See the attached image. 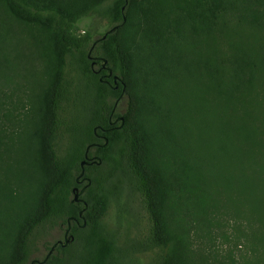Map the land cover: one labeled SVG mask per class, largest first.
I'll use <instances>...</instances> for the list:
<instances>
[{
	"label": "trees",
	"instance_id": "obj_1",
	"mask_svg": "<svg viewBox=\"0 0 264 264\" xmlns=\"http://www.w3.org/2000/svg\"><path fill=\"white\" fill-rule=\"evenodd\" d=\"M89 16L107 28L80 32ZM103 59L125 84L121 126ZM263 104L264 0H0V264H32L69 217L73 238L43 264H194L190 234L228 239L223 208L253 189L238 161L260 145ZM95 128L108 141L84 166L82 218ZM170 206L192 212L171 228ZM220 242L227 264H263Z\"/></svg>",
	"mask_w": 264,
	"mask_h": 264
},
{
	"label": "rangeland",
	"instance_id": "obj_2",
	"mask_svg": "<svg viewBox=\"0 0 264 264\" xmlns=\"http://www.w3.org/2000/svg\"><path fill=\"white\" fill-rule=\"evenodd\" d=\"M106 28L107 24L105 21L93 16L83 18L78 22V30L80 32L90 29L95 33H99ZM95 36L97 37L98 34H96ZM126 103L127 97L125 94L118 101L115 112L121 115L126 108ZM259 110L260 114H262L264 110V104L263 106H260ZM260 117H262V119H260L261 121H259V123L262 124V122H264V117ZM230 126L231 125L229 124V127ZM257 143H260V145L255 146L250 150H248L247 147L248 152H240V154L244 158L252 156L251 158H249V161L246 159H242L238 154L236 155V158L242 159L238 161V170L242 171L243 173L246 172L249 175L246 178V183H243L242 186L251 187L253 189L251 190L249 188L244 191L239 185V187L237 188L238 190H240V193L237 194L240 199L239 203L236 205H230L227 203V206L223 208V215L220 213L222 216V218L219 217L220 227H218V229L216 230L219 232V230L221 231V229H224L226 232L223 233H225V235H228V239L221 236L219 237L218 235L210 239L208 237L199 236L197 237V241V239L195 240L194 237H192V235L190 234L193 245V253L191 257H193L194 264H227V248L225 245H222L223 248L218 245V242H220L221 240H225L226 243L230 244L236 257L242 261H249L251 259H254V257L257 256L255 255V253L257 252L264 253V248L259 249V246H257L256 243L259 241L257 237L260 238L262 242V237H264V234L261 235L262 233H264V222H260V216H258L261 215L264 220V181H262V178H264V174L261 168L264 163V132L263 137H259L258 139L253 140L252 143L248 142L249 145ZM247 153H250V155L247 156ZM257 153H261L263 157L257 156ZM229 155H231V153H229ZM249 170H252V172H249ZM252 210H254V212H252ZM178 211L174 210L171 206L167 208V216L168 221H170L171 228L175 227V223L173 220L174 217L181 221L182 215H186L187 217L188 211L192 212L191 210ZM213 217L217 216L213 215ZM188 219L191 220L189 215ZM193 223L194 222L192 221L191 229H194V224L196 226V223ZM65 228L66 224H61L59 227L55 228L52 231V234L47 238L49 246L56 240L63 239ZM197 242H199V246ZM46 252V246L41 243L39 246V250L34 254L32 259H42ZM258 255L262 256V254ZM260 259L263 260L264 264V257Z\"/></svg>",
	"mask_w": 264,
	"mask_h": 264
},
{
	"label": "water",
	"instance_id": "obj_3",
	"mask_svg": "<svg viewBox=\"0 0 264 264\" xmlns=\"http://www.w3.org/2000/svg\"><path fill=\"white\" fill-rule=\"evenodd\" d=\"M117 27H118V25H115L114 27L108 29V30H107V33L113 32L114 30L117 29ZM105 37H106V34L103 35L101 38L104 39ZM99 40H100V38H98V39L96 40V42H98ZM96 42H95V43H96ZM89 57H91L90 53H89ZM106 62H107V60H106V59H103V63H102V65H103L104 68H106V69L108 70L106 76H111V75H112V69H111L109 66L106 65ZM100 80H101V81H104V77L101 76V77H100ZM113 82L115 83L114 88H117V87L119 86V83L122 82L121 77H120L119 75L115 74V75L113 76ZM122 84H123V88H122V91H121V94H120L119 98L122 97V96L124 95V93H125V84H124L123 82H122ZM118 119L121 120V124L119 125V126H121L122 123H123L124 118H123V116L121 115ZM96 129H97V128L94 129L95 132H96ZM107 141H108V138H107L106 136H104V142L101 143L100 146L105 145V144L107 143ZM92 145H93V143L87 146V149H86V152H85V159L82 160V162H81V169H82V170H81V172L79 173V175H78V177H77V181H79V178H81V177L84 175V172H85V170H84V166H85V164H87V163L89 162V160L91 159V158H89V156H88V152H89V149L91 148ZM94 162H96V163H101V158H100L99 156H97V158H96V160H95ZM89 184H90V179L87 178V184L84 185V186L82 187V189H81L77 194H75V198H74L75 201H82V202H84V200H83L82 198H80L79 195L85 190V188H86ZM86 208H87V203L84 202V206L82 207V209H81L80 212H79L80 217H82V218L84 217V216H83V212H84V210H85ZM71 219H72V217H69V218H68V222H67V226H66L65 231H64L63 239H58V240H56L55 242H53V244L50 246L49 250H47V252H46L44 258H43V259H35V260H33V264L35 263V261H37L39 264H43V263H45V262L47 261V259L49 258V256H50L52 253H54V251H55V249L57 248L58 245H61V246L64 247V246H66V245L69 243V241L73 238V235H72L71 232H70V231H71V227H72Z\"/></svg>",
	"mask_w": 264,
	"mask_h": 264
},
{
	"label": "flooded vegetation",
	"instance_id": "obj_4",
	"mask_svg": "<svg viewBox=\"0 0 264 264\" xmlns=\"http://www.w3.org/2000/svg\"><path fill=\"white\" fill-rule=\"evenodd\" d=\"M93 67H94L97 71L100 70L98 64H94ZM102 67H103V66H102ZM103 69H104V72L101 74V76L104 77V81H105V82L111 84V82H110L109 79L111 78L112 81H113V76H114L113 71H112V75H111V76H106L108 70H107L106 68H104V67H103ZM118 87H119V86H118ZM123 96H124V95H123ZM123 96H122V97H123ZM122 97L118 98V100H117V102H116V105H117L119 99H121ZM116 105H115V108L112 110V112H111V114H110V116H109V123H110V124H114V125L119 121L118 118L121 116V115H117L116 112H115V111H116ZM96 133H97V129H96ZM97 136H98L99 139H104V135H103V134H99V133H97ZM100 144H101L100 142H94L93 145L91 146V148L89 149L88 156H89V158H91V159L89 160V162H88L87 164H99V163L94 162V161L96 160V158H97L98 155L95 154V153H93L92 151L95 150V147H96V146H100ZM78 184H79L80 186H79V187H75V189H76V194L82 189V187H83L84 185L87 184V178H85V177H81V178H79ZM86 188H87V187H86ZM86 188H85V190H86ZM85 190H84V191H85ZM84 191H83V192H84ZM83 192H82V193H83ZM82 193H81V194H82ZM81 194L79 195L80 198H82V197H81ZM82 199H83V198H82ZM35 259H38V258H34V259H32V264H33V260H35ZM42 259H43V258H42ZM34 264H39V263H38L37 261H35Z\"/></svg>",
	"mask_w": 264,
	"mask_h": 264
}]
</instances>
